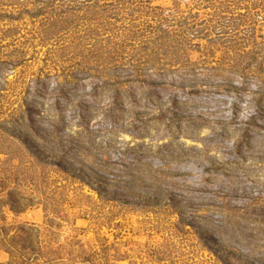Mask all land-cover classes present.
<instances>
[{
    "label": "rangeland",
    "instance_id": "374dc122",
    "mask_svg": "<svg viewBox=\"0 0 264 264\" xmlns=\"http://www.w3.org/2000/svg\"><path fill=\"white\" fill-rule=\"evenodd\" d=\"M0 264H264V0H0Z\"/></svg>",
    "mask_w": 264,
    "mask_h": 264
}]
</instances>
